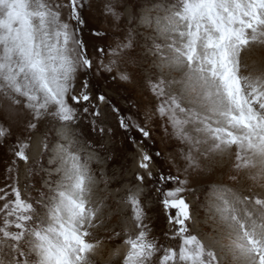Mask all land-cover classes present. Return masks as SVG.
Segmentation results:
<instances>
[{"label": "snow or ice", "instance_id": "snow-or-ice-1", "mask_svg": "<svg viewBox=\"0 0 264 264\" xmlns=\"http://www.w3.org/2000/svg\"><path fill=\"white\" fill-rule=\"evenodd\" d=\"M117 6L107 0L103 11L120 20ZM85 7L84 0H0V95L6 101L0 104V148L10 143L12 156L32 175L39 160L28 150L35 141L36 156L48 155L50 165L41 168L46 190L36 197L18 182L0 187V264H91L103 241L90 237L103 226L105 207L93 200L100 181L92 164L115 162L118 132L132 169L121 166L119 179L104 169L101 177L105 185L123 184L128 173L134 182L115 190L127 193L123 202L135 228L123 233L127 251L120 264H264V194L210 184L205 206L214 227L203 237L188 226L196 220L185 195L193 190V172L207 171L233 148L237 171L244 153L251 154L247 167H264V76L240 73L242 51L261 42L247 33L264 32V0H179L163 17L146 9L141 24L152 35L141 38L129 29L91 52L83 38ZM97 77L146 89L155 103L141 116L139 103L129 98L126 108L119 106L97 88ZM154 131L187 150L169 160L153 150ZM177 156L183 177L170 170H180ZM146 187L171 226L166 238L179 240L178 246L151 237L141 200Z\"/></svg>", "mask_w": 264, "mask_h": 264}, {"label": "rangeland", "instance_id": "rangeland-1", "mask_svg": "<svg viewBox=\"0 0 264 264\" xmlns=\"http://www.w3.org/2000/svg\"><path fill=\"white\" fill-rule=\"evenodd\" d=\"M59 2L65 3L66 0H59ZM106 2L107 0H84V4L86 5L84 8L86 25L83 29V38L88 43L90 52L94 45L115 41L129 29H135L141 38L152 35V31L141 24V17L145 10L151 9L153 17H163L165 15L163 10L178 4L179 0H116L118 5L116 11L121 14L120 20L106 15L103 11V5ZM4 11L5 9H0V13H4ZM63 19L65 21L68 20L67 9L63 12ZM261 28H264V25ZM93 29L106 32V37L101 40L93 36ZM247 36L249 40L261 42H253L242 51L240 56L241 76H251L253 78L264 76V64H262L264 59V32L258 34L253 30L249 31ZM97 62L99 63V61ZM105 63H107L106 60ZM96 80H99V83L96 85L97 88L105 91L119 106L126 108L129 98L133 102L139 103L141 116H143L145 111L149 110L151 104L155 103L154 98L151 97L146 89L137 88L133 90L131 85L112 83L110 80L99 77L94 78V83ZM4 103L6 101L0 95V104ZM2 117L3 113H0V119ZM21 120H23V116H21ZM87 124L88 121L85 120L80 126L86 131ZM148 126L154 127L150 123ZM51 136L53 139L56 138L54 132L51 133ZM162 137V132H153V138L156 141L153 150L163 151L169 160L181 147L185 151L187 150V145H180L174 139ZM35 146L34 141L32 147L28 150L30 157L39 160V164L32 165V175H26V165L23 162L15 160L12 156V145L10 143L0 148V187H6V181L8 183L18 182L21 190L29 197H36L39 191L46 190L43 181L47 179V176L45 172L41 171V168L48 169L50 167L49 156L42 155L37 157L36 152L33 151ZM113 149L117 156L115 162H109L107 164L93 162L92 164L93 172L100 181L94 191L93 200H102L105 207L102 213L104 224L100 229H94L93 235L90 237L91 240L100 239L103 241L102 244L95 248L94 255L91 256V264H120V260L127 251V247L123 243V233L125 230L135 231L131 207L129 204L123 202L127 193L122 190L117 195L115 192L117 188L131 186L134 183L131 176L125 173L127 179L124 180L123 184L110 180L107 185H105L101 177V172L104 169H106L109 178L113 176V173H116L117 179H119L121 166H124L129 172L132 169L131 153L130 151L127 153L123 151V136L119 132L115 137ZM235 154L236 149L233 148L229 152L215 157L207 171L199 173L193 172L189 176L188 187L193 190L185 193V195L193 205L194 218L198 223L195 231L192 221L188 222V226L193 234H198L203 237L206 234H210L213 230L214 226L208 223L205 224V221L209 223H212L211 220L213 221L211 213L208 212L205 206L206 199L209 195L208 186L213 182L228 184L242 193L252 191L264 194V167H247L246 165L251 163V154L244 153L246 159L242 161L241 170L237 171L233 167ZM126 156L128 157L127 159L125 158ZM176 160L180 166V170L178 171L175 167L170 170L173 174L183 177V161L180 160L179 156L176 157ZM165 167L167 169V163H165ZM10 170L12 176L11 181H9ZM229 177H236V179L231 180ZM55 179H58V177H55ZM141 200L144 203V210L147 213L148 218L145 220V223L150 225L151 237L156 238L162 245L178 246L180 243L179 240H170L165 236V233L170 232L171 226L168 224L164 209L160 207L154 193L149 192L146 187L141 196ZM114 233H121V237L119 239L115 238ZM4 257L6 259L8 258L7 253H4Z\"/></svg>", "mask_w": 264, "mask_h": 264}, {"label": "bare ground", "instance_id": "bare-ground-1", "mask_svg": "<svg viewBox=\"0 0 264 264\" xmlns=\"http://www.w3.org/2000/svg\"><path fill=\"white\" fill-rule=\"evenodd\" d=\"M258 49H259V48H258ZM262 59H263V58H262ZM262 59H261V60H262ZM244 61H245V60H244ZM248 61H249V60H248ZM248 61H247V62H248ZM247 62H246V63H247ZM252 62H253V61H252ZM259 64H261V63H259ZM262 64H264V59H263ZM33 149H34L33 151L36 152V146H35ZM211 222L213 223L212 220H211ZM206 223H208L209 225L211 224V226H214V224L205 221V224H206ZM192 224H193V223H192ZM197 225H198L197 222H196L195 224H193V228H194L195 231H196V226H197Z\"/></svg>", "mask_w": 264, "mask_h": 264}]
</instances>
